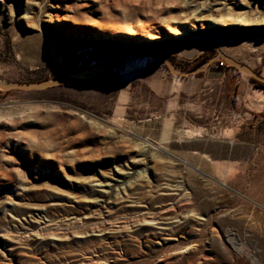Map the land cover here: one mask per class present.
Returning a JSON list of instances; mask_svg holds the SVG:
<instances>
[{
	"label": "rangeland",
	"instance_id": "rangeland-1",
	"mask_svg": "<svg viewBox=\"0 0 264 264\" xmlns=\"http://www.w3.org/2000/svg\"><path fill=\"white\" fill-rule=\"evenodd\" d=\"M4 1L5 83L105 62L89 32L122 48L189 24L203 28L141 50L184 73L221 53L264 78V0ZM249 79L220 58L182 77L129 56L77 84L0 91V264H264V91Z\"/></svg>",
	"mask_w": 264,
	"mask_h": 264
},
{
	"label": "water",
	"instance_id": "water-1",
	"mask_svg": "<svg viewBox=\"0 0 264 264\" xmlns=\"http://www.w3.org/2000/svg\"><path fill=\"white\" fill-rule=\"evenodd\" d=\"M113 52L111 56L103 63L89 67L86 69H82L80 71L67 73L63 76H60L58 79L53 81H36V82H18V83H5L0 81V91L2 92H10V91H43L51 88L61 87V86H69L73 84H77L83 81L90 80L106 71L114 67L117 63L123 60L126 57H139V58H148V59H156L162 62L167 70L172 75H178L182 77H188L194 75L199 72H203L206 67H208L213 61L220 58L227 66L234 68L235 70L245 73L251 77L254 81H257L261 84H264V78L257 75L248 67L241 65L229 57L218 53L216 56L209 59L203 67L188 71V72H180L173 69V66L169 59L161 53H158L155 49L149 50H135L129 49L128 47H122L119 49H111Z\"/></svg>",
	"mask_w": 264,
	"mask_h": 264
},
{
	"label": "bare ground",
	"instance_id": "bare-ground-1",
	"mask_svg": "<svg viewBox=\"0 0 264 264\" xmlns=\"http://www.w3.org/2000/svg\"><path fill=\"white\" fill-rule=\"evenodd\" d=\"M0 7L1 10L5 11L7 14L11 13V8L10 6L4 1V0H0ZM52 8H57V5L51 6ZM222 21L224 20H218L216 22L217 25H225L224 23H222ZM44 22L46 24H49L50 26H53L54 30L57 31L58 33L64 34L67 37H74L76 39H84L86 41V38L83 37L82 33H70L67 32L65 30V28H63L62 25L59 24V20L56 19V21L51 20L49 17H46L44 19ZM179 24V23H178ZM182 23H180L181 25ZM228 25H232V26H247L249 25L247 23V21L244 18H240L237 17L235 19H233L232 22H229ZM27 28L32 29V27H30L29 25H26ZM203 28V26H198V25H194V24H189L188 26L186 25V27H180L179 25H175L173 27V29L169 32V34H158L155 36H145L143 38H137V42H134L138 45H131L133 43H130L129 45V49H135V50H141L144 48H150V47H155L156 45L161 44L162 42H164L166 39L169 38H178L181 36H185L186 35V31H195V30H199ZM89 36L92 37V41L90 46H94V45H103L106 48H112V49H117L121 47V44L118 43L116 40L114 39H102L100 38L99 35L95 34L94 32H89ZM71 41V43L73 45H76L78 47L79 44H81L82 41H75V40H69ZM75 47L76 51L78 52L79 50H81L79 48ZM158 53H162V51L160 49H156ZM79 53V52H78ZM1 81V80H0ZM3 82V81H2ZM255 105V108L259 111L264 110V93L261 92H257L254 91V100L252 101ZM5 115L7 114H3L0 113V120L5 117ZM186 134H188V138L191 139L192 137H195L194 132H186ZM119 175H121L120 173H118ZM110 184L107 182H103L102 184H99V192H107L109 190Z\"/></svg>",
	"mask_w": 264,
	"mask_h": 264
},
{
	"label": "trees",
	"instance_id": "trees-1",
	"mask_svg": "<svg viewBox=\"0 0 264 264\" xmlns=\"http://www.w3.org/2000/svg\"><path fill=\"white\" fill-rule=\"evenodd\" d=\"M205 60L208 61L209 58H206ZM206 61H204V63H206ZM204 63H203V64H204ZM220 64H223V63L220 62ZM58 78H59V77L54 78L53 80H56V79H58ZM249 80H250V82L252 83V85H253L254 88H256V89H258V90H261V91H264V84H261V83H259V82H257V81H254L253 79H249Z\"/></svg>",
	"mask_w": 264,
	"mask_h": 264
}]
</instances>
